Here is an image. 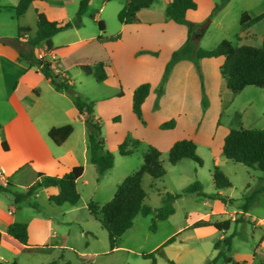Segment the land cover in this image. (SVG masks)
Instances as JSON below:
<instances>
[{"label": "rangeland", "instance_id": "obj_1", "mask_svg": "<svg viewBox=\"0 0 264 264\" xmlns=\"http://www.w3.org/2000/svg\"><path fill=\"white\" fill-rule=\"evenodd\" d=\"M100 1H90L81 17L82 25L79 30H97L92 15ZM116 1L110 0L102 14L105 15ZM204 1L194 0L195 8L186 12L193 14L197 20L193 25L205 32L199 38L197 36L193 39L192 42L197 48L210 49L223 39L236 45L240 14L245 12L249 17H255L260 12L264 13V0H231L227 6L215 10L214 5L220 0H207L208 4ZM185 19L187 20L186 16ZM183 25L187 28V24ZM131 26V38L135 29L148 34L141 38L144 41L140 45L145 47L142 49H147L141 53V59L156 65L154 80L148 78L149 82H145L150 86L146 112L142 111L141 120L137 119L130 109L127 95L113 101L110 94H107L113 91L117 96L119 89L96 82L92 76L86 77L87 75L74 66L68 69L58 66V71H66L73 82V89L81 98L86 102H93L92 114L100 125L104 148L113 154V164L101 176H97L94 166L87 163L84 175L75 182L79 197L74 205L51 203L47 200L46 189L42 187L35 189L17 205L7 192L0 191V213H4L7 206L15 205L17 210L21 208L17 212L13 211L14 215L25 220L30 231L39 233L41 230L38 238L32 236L30 242L36 246L50 247L47 251L36 252L22 250L16 244L11 246L0 241V264H46L52 260L69 261L70 264H150L151 259H144L141 255L153 251L170 236H174V240L164 246L163 250L166 257L175 264H243L242 260L249 256H252V261L248 264H264V228L257 223V218H263L264 221V192L259 191L264 184V173L227 160L220 154L222 139L230 128H264V88L249 85L233 94L226 88L218 72L221 57L171 61L172 53L178 48L171 34L161 35L159 30L162 27L149 23H131ZM100 42L106 49L115 44L110 38ZM18 62L25 65L22 60ZM188 65L190 67L187 68ZM15 68L13 65L6 69V90L11 87L14 76L19 72ZM133 68L134 66L131 67ZM220 82L222 83L219 84ZM59 109L56 106L55 113ZM71 112L72 110L70 113L64 111L55 117L53 113L56 123H68L73 129L65 143L55 145L44 133L42 139L47 142L53 155H61L71 147L73 156L81 161V149L86 146V133L83 131V137L81 136L80 119ZM5 114L6 111H3V115ZM169 120L174 121L172 128L160 127ZM126 130L131 135H138L141 140L139 146L129 155L122 156L116 151L117 144L114 139ZM173 134L182 137L178 140L190 139L194 142L199 163L189 158H182L175 164L168 163L165 152L172 142L166 144L163 136L170 138ZM38 142L32 162L22 165L7 176L12 181L9 184L13 190L24 191L35 183L36 172L46 174L44 171L49 169L44 162L47 158L43 157L46 150ZM147 145L161 152L164 174L156 179L146 174L142 176L140 185L145 192V204L157 208L161 205L165 192L180 193L186 185L194 181L201 184L203 192L208 196L181 194L172 202L173 213L160 221H154L151 214L136 215L131 226L117 237L114 248L109 249L106 232L98 222L99 215H90L86 205L90 202L95 208H99L108 201L120 181L139 167L141 153ZM216 154L219 157L214 163ZM214 167L230 182V186L220 190V198L212 197L216 193L211 180ZM85 179L88 183L84 182ZM29 202L33 203L34 208H29ZM67 209H73L75 219L65 218L63 221L58 216L59 211H62L66 217L68 212L64 211ZM238 209L248 214H243L241 220L236 222L234 220H238L240 214H235L233 221L228 219V227L224 230L208 226L173 232L178 226L197 216L203 215L205 218L202 217L201 220L213 222L229 218ZM48 219L51 221L46 227L44 223ZM153 222L154 228H150ZM46 233L48 235L44 238ZM220 235L230 236V247L227 250L219 246L222 254L214 258L212 244ZM59 255L62 256L61 259H58ZM153 255L154 264H167L160 254ZM212 257L213 260L210 259ZM227 257L230 261L224 260Z\"/></svg>", "mask_w": 264, "mask_h": 264}, {"label": "trees", "instance_id": "obj_2", "mask_svg": "<svg viewBox=\"0 0 264 264\" xmlns=\"http://www.w3.org/2000/svg\"><path fill=\"white\" fill-rule=\"evenodd\" d=\"M35 0H17L14 5L15 17L22 15L28 5ZM91 0H79L77 9L70 21L57 22L50 20L47 16L35 10V30L32 35L23 36L28 31L27 27L18 26L17 34L14 37H3L0 41L3 44L12 46L17 52V59L25 62L27 67H36L37 70L49 80V83L57 91L65 92L72 101L76 114L83 115V122L86 129V152L88 161L94 166L97 176H101L113 164V154L103 146V137L100 133L98 120L92 114L93 102L84 101L80 94L73 89V86L67 83V79L56 74L50 63L39 60L33 56L35 49L40 45L45 48H51V37L67 28H78L81 26V16L86 10ZM228 0H220L214 5V10L223 7ZM152 0H126L125 4L117 14L120 22L132 23L137 21V12L141 9L148 8ZM195 8L194 0H168L164 8L166 19L175 23L187 24V36L185 41L172 53L171 61L180 59H200L210 57H221L218 72L223 79L225 86L233 94L241 91L245 86H255L264 88V37L258 47L250 45H233L230 41L223 39L210 49L197 48L193 44V37L200 35L202 30H198L191 22L185 19V13ZM249 19L247 13L243 12L239 16V24L242 25ZM97 28L102 31L103 24L101 20L96 21ZM193 26V27H192ZM192 32V35L190 34ZM195 35V36H194ZM79 70L88 76H92L96 82H102L107 78L113 79L109 70V64L104 61H96L91 64H82ZM114 81V79H113ZM114 84L120 88L119 83L115 80ZM149 92L148 83L137 85L131 94V111L135 117L141 120V103ZM119 95V94H118ZM142 122V121H141ZM174 121L169 120L160 125L161 128H172ZM72 132L70 124L66 123L59 126H52L47 131V137L55 145H60ZM139 140L125 137L116 146L119 155H129L139 146ZM1 147L5 149L1 141ZM220 154L225 159L241 163L242 165L255 168L264 173V128H230L222 139ZM166 160L169 164H175L182 158H189L199 163V158L195 153V144L190 139H181L174 141L165 152ZM161 152L151 145H147L141 153V164L139 167L126 175L116 186L112 197L103 203L99 208H95L92 203L86 205L88 213L92 216L99 215L98 222L105 230L107 244L109 249L114 248L117 237L128 229L136 215L153 216V220L160 221L166 219L174 211L172 202L174 199L183 195H197L207 197L202 190L199 182L194 181L186 185L180 193L165 192L162 197V203L157 208H152L144 203L145 192L143 191L140 181L144 174L152 179L160 178L164 174L161 164ZM82 165H74L68 171L60 176L46 175L41 172L36 173L37 181L28 186L24 191L19 192L11 188L8 182L2 186L0 191L7 192L14 203L18 204L29 197L38 187H56L57 192L49 194L47 199L55 205L63 203L74 205L78 200V193L75 188V180L82 172ZM211 180L216 190L212 197L220 198L218 190L230 186L227 177L216 167L211 171ZM264 192V184L259 188ZM229 201V199H228ZM28 205L33 206L32 203ZM245 208L244 206H241ZM96 209V210H95ZM241 217L236 221H240ZM228 220L215 221L207 223L198 220L192 224L193 227L212 225L217 230H224L228 227ZM154 228V222L150 226ZM6 233L20 244H26L27 227L23 222H11L6 227ZM173 241V236L167 238L153 251L141 255L142 258H150V264L155 262V254L163 255L162 248ZM230 236H224L212 244L216 250L215 255L218 257L222 250L218 249L223 246L229 250ZM50 248L35 246L31 250L47 251ZM221 250V251H220ZM211 258L212 260L214 258ZM62 256L59 255L58 259ZM224 260L230 261L227 257ZM167 264H175L166 259ZM9 264H15L11 262ZM46 264H70L69 261L52 260Z\"/></svg>", "mask_w": 264, "mask_h": 264}, {"label": "crops", "instance_id": "obj_3", "mask_svg": "<svg viewBox=\"0 0 264 264\" xmlns=\"http://www.w3.org/2000/svg\"><path fill=\"white\" fill-rule=\"evenodd\" d=\"M78 1L79 0H35L28 5L22 15L15 17L13 7L17 0H0V38L14 37L17 34L18 26L28 28V31L24 33L23 36L32 35L35 30V10L43 12L47 18L53 21H70L77 9ZM109 1L110 0H101L98 2V7L92 15L93 21H102V31H99L98 28L97 30L88 29L87 31H81L79 30L81 26L78 28L71 27L63 29L51 37V48L48 49L49 54H46L45 59H50L49 56L53 55L54 59L50 64L52 70L56 74L66 78L67 83L72 86L73 82L69 79L64 69L74 66L79 70L80 65L91 64L96 61H104L108 63L110 73L112 74L114 81L116 80L119 83L120 88L115 86L113 79L107 78L102 81V83L119 89V95L116 96V93H113V91L107 94H110L109 97H111L113 101H117L122 96L125 97L127 95L131 109V94L133 89L141 83L149 82L148 78L149 80H154L153 76L155 74L156 65L151 62H145L141 59V57H143L141 56V53L147 51V49L143 50L142 48L145 47L140 45L142 41H144V39L142 40L141 38H145L148 34L144 31H140L139 29H135L134 35L131 38V29H129L132 27L131 23L120 22L117 18V14L125 4L126 0H117L115 5L108 8L105 15H103L102 12ZM208 1L212 2V0ZM208 1L205 0L204 2H207L208 4ZM230 1L231 0H228L226 5L223 7L227 6ZM167 2L168 0H152L148 8L141 9L137 12V21L132 23H149L150 25L156 27L161 26L162 28L159 30L161 35L163 33L171 34L174 37V42L177 44L176 46L179 47L186 39L187 28H185V26L181 23H175L165 18L163 12ZM185 16L192 24L197 22L193 14L189 13ZM114 21H116L117 24ZM204 33V31H201L198 38ZM263 37L264 13L260 12L255 17H249L247 21L240 25V30L236 34V45L244 44L258 47L261 44ZM107 38L113 39L115 42V44L109 47V49H106V46L100 42V40ZM195 38L196 37H193V39ZM42 47H44V45L37 47L35 52L38 48L41 49ZM18 61L16 50L12 46L0 42V167L5 170L6 181L8 183L12 182L7 179V176H10L12 172L22 165L32 162L31 160L35 156L34 153L37 143L39 144L38 141L42 143L46 150V153L43 156L44 159L47 158L44 162L45 166L49 168L47 171H44L46 174L51 176H60L64 172L68 171L72 166L82 165L83 169L79 176L82 177L87 169V163H89L88 157L86 156L87 152H85L86 146L81 149V161H78L76 157L73 156L71 147L61 153V155H53L49 151L47 142L42 139V134L44 133L47 136L46 133L50 127L60 125L55 122V119H53V113L54 117L64 111L66 113H70L71 110L72 114H76L71 98L65 92L55 90L49 83V80L46 79L36 67H27L26 64L21 65ZM13 65L17 68V70L19 69V72H17L14 76L11 87L6 90V79L4 76L8 74L6 69L13 67ZM58 66H61L64 69L62 71H58ZM132 66H134L133 69H131ZM188 67L190 66L188 65L187 68ZM86 77H88V75ZM221 83L222 82L219 84ZM147 98H149V92L141 103V113L142 111L146 112ZM56 106L60 107L58 110L59 113H55L54 111ZM3 111H6L5 115H3ZM182 111L183 110L180 108V112ZM77 115L82 125L80 134L83 137V131L86 133L83 115ZM94 118L96 117L94 116ZM70 135L71 134H69L68 137ZM127 136H132L137 140H141L138 135H131L130 131L126 130L123 134L115 136V144L118 145ZM68 137L63 141L64 143L67 141ZM163 137L167 142L166 144H170L171 142L173 143L175 140L182 138H179L176 134H173L170 138H167V136ZM1 141L4 143L5 149L1 147ZM218 157L219 154L214 155V163L217 162ZM37 180L38 179L36 177V181ZM84 182L88 183L86 179ZM42 188L46 189V196L57 192L56 187ZM217 192L219 195L221 194L220 190ZM28 206L29 208H34L33 206ZM20 209L17 210V206L15 205L12 207L7 206L5 212L2 214L0 213V241H4L11 246L16 244L22 250H31V248L36 245H33L30 242V238L32 236L33 238H38L41 230L39 233L30 231L26 221L22 220L21 217L14 215L13 213V211L17 212ZM72 211L73 209L65 210L64 212H68L66 217H64V213H62V211H59L58 216L61 217L63 221L65 218L75 219V214H72ZM235 214H240L239 218H242L243 214L246 215L248 213L241 212V209H238L237 211H234V213H231L229 218L225 217L222 220L229 219L233 221ZM202 217L205 218V216L200 215L195 219H191L186 224L178 226L173 232L179 230L182 231L187 228H196L193 227L192 224L201 220L200 218ZM202 220L207 223H212L208 220ZM50 221V219L45 221L44 224H46V227ZM11 222H23L26 224V244H20L15 239L7 235L6 227ZM257 223L262 225L264 228L263 218H257ZM208 226L213 227L212 225L198 227ZM47 235L48 234L46 233L44 238H46ZM221 236L222 235L219 236V239L222 238ZM46 247L50 248L48 246ZM162 251L163 255L160 256H162L165 260L168 259L163 248ZM246 260H242L243 264L250 263L252 261V256H249Z\"/></svg>", "mask_w": 264, "mask_h": 264}, {"label": "built area", "instance_id": "obj_4", "mask_svg": "<svg viewBox=\"0 0 264 264\" xmlns=\"http://www.w3.org/2000/svg\"><path fill=\"white\" fill-rule=\"evenodd\" d=\"M46 54H49L47 48L45 47H42L41 49L38 48V50L35 52V57L39 60L46 61L51 64L53 62L54 56L51 55L49 56L50 59L47 58L45 59ZM6 183L7 181L5 176V170L2 167H0V184L4 186Z\"/></svg>", "mask_w": 264, "mask_h": 264}]
</instances>
